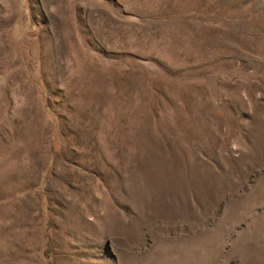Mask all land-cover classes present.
I'll return each mask as SVG.
<instances>
[{
	"label": "rangeland",
	"instance_id": "obj_1",
	"mask_svg": "<svg viewBox=\"0 0 264 264\" xmlns=\"http://www.w3.org/2000/svg\"><path fill=\"white\" fill-rule=\"evenodd\" d=\"M0 264H264V0H0Z\"/></svg>",
	"mask_w": 264,
	"mask_h": 264
},
{
	"label": "bare ground",
	"instance_id": "obj_2",
	"mask_svg": "<svg viewBox=\"0 0 264 264\" xmlns=\"http://www.w3.org/2000/svg\"><path fill=\"white\" fill-rule=\"evenodd\" d=\"M15 153H16V152H15ZM10 154H11V152H10ZM10 154H9V155H10Z\"/></svg>",
	"mask_w": 264,
	"mask_h": 264
}]
</instances>
